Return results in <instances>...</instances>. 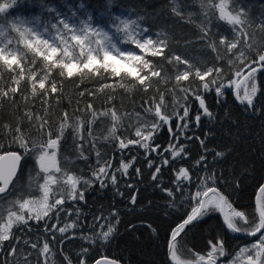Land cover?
<instances>
[{"label": "trees", "instance_id": "obj_1", "mask_svg": "<svg viewBox=\"0 0 264 264\" xmlns=\"http://www.w3.org/2000/svg\"><path fill=\"white\" fill-rule=\"evenodd\" d=\"M221 2L17 0L6 13L0 14L4 22L0 28L3 32L0 47H5L6 52L15 51L20 60L12 68L0 61V155L16 151L23 159L11 191L0 198V225L17 202L38 192L44 173L37 162L40 152L36 149L57 135L61 136L58 147L47 151L56 153L58 176L66 182L69 175L76 178L77 192L84 194L83 200L64 198V210L58 215L53 213L51 219L37 221L33 217L27 226L15 225L11 238L0 242V264H68L69 260L71 264H81V260L84 264H93L99 258H111L123 264H170L171 231L187 216L194 203L191 195L207 177H212L207 187L219 189L236 211L245 213L249 221L258 222L255 199L264 184V70H259L253 62L264 54V0H223L228 10L233 7V15L241 13L234 8L243 10L241 19L245 23L241 25L220 19L217 5ZM117 16L137 19L154 41L162 42L163 54L157 56L141 52L130 42L124 43L125 48L150 61L149 69L138 68L141 75L160 72L159 76L149 75L147 87L126 72L114 76L103 69L98 74L85 69L68 77L62 68L52 67L51 62L23 47L22 41L31 37L26 34L21 38L11 27L15 21L25 20L43 29L59 18H69L112 30ZM222 38H226L224 43ZM232 44L236 47L229 51ZM41 51L46 50L41 47ZM177 56L180 61L175 60ZM245 65L258 69L254 74L258 91L250 108L239 104L232 91L251 71ZM209 68L220 72L213 71L204 81L195 75L197 69L203 74ZM241 69V76L237 77L235 73ZM184 71L190 72L188 80L177 81L175 77ZM33 72L37 79L48 74L46 88L55 83L57 93L49 91L45 98L37 84V95L33 96ZM213 80L215 84L211 83ZM229 81L237 83L224 88L223 95L218 96L215 88ZM203 83H209L208 91L203 89ZM252 83L247 81L249 91ZM12 87H18L19 91L12 93ZM244 90L245 84L241 95ZM5 91L8 96L3 95ZM198 95L203 96L210 116L203 114L195 98ZM161 97L164 115L172 116L177 111L183 115L184 107L189 108L188 127L178 130V120L174 117L171 120L174 136L169 135L168 126H162L149 141L151 148L160 146L157 151L145 150L139 144L121 149V140L127 143L130 139H140L135 136L138 127L158 122L155 105ZM149 108L151 112L147 111ZM113 111L118 121L112 120ZM105 112L109 114L102 115ZM197 115H200L198 124ZM62 124L67 127L60 132ZM21 141L27 144V149L21 146ZM169 145L177 149L183 146L184 153L173 158L171 151H164ZM202 156L204 160L197 164ZM106 161L111 162V168L108 176L103 177L102 187L92 173L98 172ZM122 162L130 163L126 173L121 168ZM158 166L160 171L153 179ZM181 168L188 170L187 181L182 177L177 180ZM113 174L115 184L111 179ZM85 181L91 183L85 184ZM53 224L56 229L52 228ZM67 224L75 227L60 233L58 229ZM108 226L114 231L105 241L101 233ZM238 226H243V221ZM219 241H223L224 255L217 252L212 258L220 264H237L234 258L240 249L250 248L257 240L231 237L223 226L219 210H215L179 238L177 256L180 261L193 264L199 256L208 258L212 245L219 247ZM44 243L49 245L47 250L43 249ZM250 252L254 251L250 249Z\"/></svg>", "mask_w": 264, "mask_h": 264}, {"label": "snow or ice", "instance_id": "obj_2", "mask_svg": "<svg viewBox=\"0 0 264 264\" xmlns=\"http://www.w3.org/2000/svg\"><path fill=\"white\" fill-rule=\"evenodd\" d=\"M17 3V0H10V2H0V14L6 13L8 9L12 8ZM83 7V5H81ZM220 10V19L227 21L231 25H241L244 24L245 21L241 19V13L233 15L231 13L225 12L226 5L223 0L221 4L217 5ZM75 15V14H74ZM117 21L119 23H117ZM3 20H0V28L3 27ZM28 21L25 20H17L12 23L11 27L15 29L16 32L19 33L21 38L25 37L27 34L30 36V39H25L22 41L23 47L33 51L36 55L43 57L45 61H49L52 64V67H60L63 71H66L68 77H72L77 73H83L85 69L89 72L99 73L100 69H103L105 72H110L114 76H120L121 72H126L128 75L135 77L138 79L141 85H147L145 82L149 79L150 76H159V71H151L149 75H141L138 70L139 67L143 69L150 68V61L144 60L141 55H137L135 51L131 50H121L117 47V44L113 42V37L109 35L107 31H104L100 28H94L89 21H81L80 24L71 21L69 18H59L56 23H51L50 25L43 26V31L40 30L39 27L33 25L31 27H24L21 30L17 25H26ZM123 26L121 29L120 26ZM137 21L130 19H121L119 16L116 17L115 21H113V27L115 28L117 33L123 32V36L125 39L122 40V43H132L135 48L139 49L143 53H150L152 56L162 55L163 47L162 42L154 41L153 39L146 38L141 39L140 36L143 33L147 32V28L143 29L142 32L136 31ZM136 32V35H134ZM48 34L50 38H46L45 34ZM54 33V34H53ZM0 35H3V32L0 31ZM95 37H102V39H95ZM226 38L221 39V43L225 42ZM11 43V41H9ZM41 47L46 51H41ZM236 45L232 44L229 47V51L232 48H235ZM115 52V54H114ZM57 57H61L60 59H56ZM67 58L68 62H65ZM82 61L81 63H77V61ZM132 62L133 67H123L121 65V61ZM176 61H180L181 58L179 56L175 57ZM0 61H2L9 68L12 66L19 65L20 60L18 59L16 52L8 50L6 52L5 47H0ZM184 64H187V61H183ZM231 63V62H230ZM259 66V70H264V54L259 55L258 60L253 62ZM245 68H251V71L248 73L247 77H245V90L243 95L240 94L239 84L236 81H229L227 84L221 83L219 86L215 88V92L218 96L223 95L224 88H230L234 83H237V87L235 90V96L237 100L244 104L245 102L249 107L253 104V98L257 94V86L254 82V74L258 70L257 67H251V65H245ZM213 71L219 73L220 69H212L209 68L203 74H201L200 70L197 69L195 75L199 77L201 81L205 80V77L210 76ZM241 71H237L235 75L237 77L241 76ZM63 75V72L61 73ZM190 76L189 71H184L181 75H177L175 79L177 81L188 80ZM31 80L32 84V94L33 96L37 95L36 85L38 84V88L41 90V94L46 98L48 96L49 91L51 93H57V85L55 83H51L50 89L46 88V82H48V74L44 75L42 78L37 79L36 73L33 72ZM252 80L253 83L251 85L250 91L247 87V81ZM211 83L215 84V80L211 81ZM203 89L205 91L209 90V83H203ZM12 93H16L19 91L18 87H12L10 89ZM187 92V89L184 90ZM91 95V93H89ZM4 96H8V92H3ZM83 95V93H81ZM196 100L199 102L200 108L203 110V114L211 115L206 107L205 100L203 96H196ZM91 108V105L88 106ZM163 97H161L160 103L155 105V115L158 117V122L151 124L150 126H141L138 127L135 136L140 139L136 140H128L125 143L123 140L119 142V147L121 149L127 148L129 145L139 144L145 150H149L151 148L149 141L154 138V134L158 132L162 126H168L169 135L174 136L173 129L171 127V120L175 117L178 120L177 129L182 130L188 127L187 118L189 115V108L184 107L183 115L177 111L173 113L172 116L162 114V109L164 108ZM147 111L151 112L152 109L149 108ZM109 113L105 112L102 115H108ZM67 117V113L64 114ZM95 117V113H93ZM111 118L113 121H118L119 117L113 111L111 114ZM197 124L200 120V115L195 117ZM184 122V123H180ZM67 125L62 124L60 128V132H63ZM19 131V129H17ZM112 133H115V128L112 129ZM110 133V134H112ZM61 139L60 135H57L55 139H48L46 145H41L40 148L36 149V151L40 152V155L37 157V162L42 169L43 172L47 173L49 168L45 166L46 159H53L56 155L55 151L51 153L49 157L47 149H56L58 147L59 141ZM203 144V141H201ZM21 146L27 149V144L21 141ZM159 145H156L155 148H151V151L155 152L159 149ZM164 151H171L172 157L176 158L184 153L183 146H180L178 149L173 145H169L168 148L164 149ZM12 158V163L5 169L2 165H0V194H6L10 186H13V178L16 175V162L20 159L17 153L8 154ZM99 155V154H97ZM186 155V154H185ZM217 156H223V153H217ZM2 159V157H0ZM135 160V157H133ZM204 160L202 156L200 160L197 161V164H200ZM149 167L152 166V161H148ZM163 163L166 165L168 160H164ZM130 167V163H121L122 170L126 173L128 168ZM111 168V162L106 161L99 166L98 172H93L92 175L101 182V186H104L103 177L108 176L109 169ZM59 171V169H57ZM159 166L156 168V172L153 173V179H156L157 173H159ZM139 172V169H137ZM183 178L185 181L189 179L188 170L185 168H181L179 173L177 174V180ZM112 183H116L115 174L111 177ZM212 177H207L201 184L198 186V189L195 193L191 195V199L193 200V206L191 210L188 212L187 216L181 220L171 231L170 240H169V253L170 258L175 261V264H191V262H181L179 257L177 256L176 248L174 241L181 235V233L186 234L185 230L189 225H193L199 220L203 219L205 215H207L211 211L219 210L220 212H224L225 207L230 209V212H225L223 216L224 223L226 227L233 232H246L248 235L255 236L257 233H260L259 239L256 243L250 246V249L255 252V259L253 255H247L248 264H264V260L261 257H264V186H261L260 193L261 197L257 199V211L259 213L258 222L253 223L248 220V217L243 212L236 211L232 208L231 203H229L226 196L219 192L218 189L214 187H207V181L211 180ZM56 180L53 176H47L45 183L41 186L43 189V196L40 200L31 201V203L38 205V207L34 210L29 208V200H23L22 203H19L20 209H28V219H25L23 212L21 214H17L15 211H8V220L6 223L0 225V242L6 241L10 239L9 230L12 228L13 224H22L27 226L28 220L33 218L32 212L35 211V219L38 221L43 219L44 217H48V213L56 210V214L58 215L60 211H63L64 198L56 199L54 203L49 204V184H55ZM67 183L70 185V190L68 192V198L71 200H83L84 194L83 192H77V184L79 181L73 176L69 175L67 177ZM85 184L91 183L90 181H85ZM169 196L172 195V192L168 189H165ZM209 194H212V198L205 199L209 197ZM133 203H135V196H133ZM115 215V213H113ZM51 219V217H48ZM99 219V218H98ZM243 221V226H238L239 222ZM250 226V227H249ZM75 227V224H67L65 227H60L58 231L60 233H65L69 228ZM53 229H56V225H52ZM114 231L112 226H108L106 232L101 233V237L103 240L107 241L109 236ZM85 239H89V237H85ZM211 244L212 242L209 241ZM219 247L217 245H212V251L207 255L210 259H208L207 264H216L214 258V253H219L220 256L224 255L223 251V241H219ZM33 248L36 247L35 244L32 245ZM49 247L48 243H44L43 249L47 250ZM15 250H13L14 252ZM249 248H241L240 254L248 253ZM205 260L204 256H199L195 261V264H201L202 261ZM68 264H71L69 260ZM81 264H84V261L81 260ZM97 264H115L114 261H108L106 259L98 260Z\"/></svg>", "mask_w": 264, "mask_h": 264}, {"label": "rangeland", "instance_id": "obj_3", "mask_svg": "<svg viewBox=\"0 0 264 264\" xmlns=\"http://www.w3.org/2000/svg\"><path fill=\"white\" fill-rule=\"evenodd\" d=\"M225 4V3H224ZM226 5V4H225ZM226 13H231L233 11V7H232V10H228L227 9V5H226ZM235 12H241L239 9L237 8H234ZM233 14V13H231ZM121 19H130V20H135L137 21V25H136V31L138 32H142L143 29H145L144 26H142V24L137 20V19H134V18H121ZM71 21H74L75 23L77 24H80L81 21H77L76 19H72ZM86 21V20H85ZM91 23V22H90ZM117 23H119L117 21ZM34 24H31V23H28L26 25H23L24 27H31L33 26ZM91 25L94 27V28H100V29H103L104 31H107L109 33L110 36L113 37V42L117 44V47L120 48L121 50H130L128 48H125L124 47V43H122L121 39H118L119 37H124L123 36V32L121 31L120 33H117L115 28L113 27V29L111 30L110 28H107V27H101V26H94V24L91 23ZM37 26V25H35ZM38 27V26H37ZM121 29L123 28V26L121 25L120 26ZM41 31H43V29H40ZM54 34V33H53ZM134 35H136V32H134ZM45 37L46 38H50L48 35L45 34ZM151 38L153 39L151 33L148 31L147 29V32L146 33H143L142 36H140L139 38L141 39H146V38ZM125 38V37H124ZM95 39H102V37H95ZM154 40V39H153ZM131 51H134V50H131ZM115 54V52H114ZM137 55H142V54H138L136 53ZM79 61V60H78ZM121 65L123 67H133V63L132 62H127V61H121L120 62ZM48 152V151H47ZM40 155V153L38 154V156ZM48 155L49 157L51 156V154L48 152ZM45 166H47L49 168V171L47 173L43 172L44 173V176L42 177V181L40 183V186H39V189H38V192L32 196V197H29L27 198L26 200H29L30 203H29V208L31 209H36L38 207V205L36 204H33L31 203V201H38L42 198L43 196V189H42V185L45 183V180L47 178V176L51 175L55 178L56 180V183L55 184H49L48 187L50 189L49 191V199H48V203L51 204V203H54L56 199H60L61 197L63 198H66L68 200H71L68 198V192L70 190V185L66 182V181H62L60 179V177L58 176V171L57 169H59L58 167V162L56 160V158L54 157L53 159H46L45 160ZM79 184V183H78ZM78 184H77V190H78ZM19 203H22V202H17V205L15 207V209L13 211H15L18 215L21 214V212H23L24 216H27L29 215L28 213V209H20L19 208ZM56 210H53L51 212L48 213V217H51L52 214L55 212ZM32 216L35 218V211L32 212ZM48 217H44L43 219L41 220H45V219H49ZM8 220V215L6 214L3 218V222L2 224L6 223ZM1 224V225H2ZM15 225L17 224H13L12 228L9 230L10 232V238H11V234L13 232V229L15 227ZM1 249H0V256H1ZM240 254V252L237 253V255L235 256L234 258V262L237 263V264H248V261H247V255L251 254L253 255V258L255 259V252H250V248H249V252L248 253H244V254H241V255H238ZM264 259V258H263ZM262 259V260H263Z\"/></svg>", "mask_w": 264, "mask_h": 264}, {"label": "water", "instance_id": "obj_4", "mask_svg": "<svg viewBox=\"0 0 264 264\" xmlns=\"http://www.w3.org/2000/svg\"><path fill=\"white\" fill-rule=\"evenodd\" d=\"M247 75H248V73H247L246 75H244V76L239 80V82H238V84H239V88H240V92H241V89H242L243 85L245 84V83H244V80H245V77H247ZM236 87H237V85H236L235 88L232 90V91H233V94L235 93ZM234 97H235L236 101H237L239 104H241V103L237 100L235 94H234ZM241 105L250 108V107L247 105L246 102H245L244 104H241ZM10 153H17V154L19 155V157H20V159L18 160V162H16V175H15V177L13 178V185H14V183L16 182V180H17V178H18V176H19V174H20V171H21V168H22L23 159H22V156H21L18 152H16V151H9V152L3 153L2 155H0V157H2V159H0V165H2L5 169H7L8 166L12 163V158H11L10 155H8V154H10ZM262 186H264V184H263ZM12 187H13V186H10L9 191H8L6 194H0V198L3 197V196H5V195H7V194L10 192V190H11ZM260 188H261V187H260ZM215 189H217V188H215ZM218 190H219V189H218ZM259 190H260V189H259ZM259 190H258V193H257V195H256V199H255V207H256V210H257V199H258V197H261V196H262V194L260 193ZM219 192L222 193L220 190H219ZM222 194H223L224 196H226L224 193H222ZM226 197H227V196H226ZM210 198H212V194H209V197H207V198H205V199H210ZM227 199H228V197H227ZM228 201H229V203H231L229 199H228ZM231 205H232V208L236 210V208L234 207V205H233L232 203H231ZM230 211H231L230 209H228L227 207H225L224 212H220V211H219V215H220V219H221V221H222V223H223V226L225 227L227 233H228L231 237H233V238H237V239H240V240H247V239H248V240H257V239H259L260 233H257L255 236H251V235H248L246 232H239V233H237V232H233V231L229 230V229L226 227L225 223H224L223 216H224L225 212H230ZM257 213H258V211H257ZM258 218H259V213H258ZM191 226H192V225H189L188 228L185 230V232H186ZM183 234H184V233H181V235H180L179 237H177V239L174 241L175 248H176V244H177L178 239H179ZM168 257H169L170 264H175V261H173V260L170 258L169 246H168ZM103 259H106V260H108V261H114L115 264H123V263H121V262H119V261H117V260L111 259V258H99L98 260H103ZM208 259H210V258H207L206 260H204L203 262H201V264H207ZM98 260H96L93 264H97V261H98ZM215 261H216V264L219 263L218 260H215Z\"/></svg>", "mask_w": 264, "mask_h": 264}, {"label": "bare ground", "instance_id": "obj_5", "mask_svg": "<svg viewBox=\"0 0 264 264\" xmlns=\"http://www.w3.org/2000/svg\"><path fill=\"white\" fill-rule=\"evenodd\" d=\"M237 85V84H236Z\"/></svg>", "mask_w": 264, "mask_h": 264}]
</instances>
